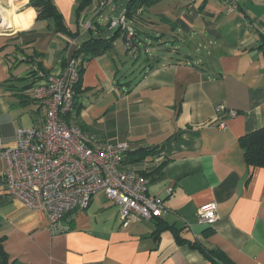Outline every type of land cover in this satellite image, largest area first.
<instances>
[{
	"label": "crops",
	"instance_id": "obj_1",
	"mask_svg": "<svg viewBox=\"0 0 264 264\" xmlns=\"http://www.w3.org/2000/svg\"><path fill=\"white\" fill-rule=\"evenodd\" d=\"M30 1L0 0L16 8L18 20L12 33L0 32L3 147L16 146L18 128L44 119L33 89L60 74L83 43L108 41L109 50L84 57L67 122L94 135L98 147L126 143L129 154L150 152L125 167L147 176L149 195L164 199L166 215L125 228L120 207L100 193L53 234L44 212L8 195L0 156V242L8 263L264 264V168L249 167L240 145L264 128V0H237L234 12L225 0H146L128 20L130 49L111 22L131 0H53L76 40L39 19ZM211 203L219 221L200 225L198 212ZM198 247L215 252L214 261Z\"/></svg>",
	"mask_w": 264,
	"mask_h": 264
},
{
	"label": "built area",
	"instance_id": "obj_2",
	"mask_svg": "<svg viewBox=\"0 0 264 264\" xmlns=\"http://www.w3.org/2000/svg\"><path fill=\"white\" fill-rule=\"evenodd\" d=\"M225 2L230 12L237 10V0ZM111 27L122 29L127 48L133 47L135 31L126 13L112 20ZM86 67L85 59L73 55L60 74L46 76L33 89V99L45 111L44 119L31 128H18L14 148H4L0 140V156L7 164L8 195L31 211L44 212L53 234L61 231L66 216L87 210L100 193L120 207L125 228L166 215L164 199L149 195L147 177L125 167L128 144L98 147L94 135L67 122ZM217 112L224 113L226 108L219 106ZM229 116L234 118L237 114L230 111ZM220 127L225 128V124ZM172 190L168 188L166 194ZM218 221L217 203L199 210L200 225L213 227Z\"/></svg>",
	"mask_w": 264,
	"mask_h": 264
},
{
	"label": "trees",
	"instance_id": "obj_3",
	"mask_svg": "<svg viewBox=\"0 0 264 264\" xmlns=\"http://www.w3.org/2000/svg\"><path fill=\"white\" fill-rule=\"evenodd\" d=\"M146 3V0H131L128 4V9L126 12L127 19H133L136 16L137 11L143 8ZM30 5L36 10L39 19L53 20L57 32L68 34L73 40L78 38L79 34H71V32H69L64 23L63 16L54 5L53 0H31ZM109 49L110 44L108 41L102 39H91L83 43L76 51L74 56L76 58L85 59L84 57L89 56V54H101ZM240 145L244 151L245 161L249 167L264 168V128L247 134L241 138ZM148 155H150V152L146 150L137 151L133 154L128 153L125 163L142 162ZM143 175L147 177L145 174ZM156 220H160V218H157ZM158 224L160 230H172L173 233L177 235V240L182 242L181 238H179L178 231H176L173 227L167 226L162 221H159ZM198 249H200L208 258L212 259L213 261V256H217L215 252L207 251L201 247H198ZM0 264H9L1 242Z\"/></svg>",
	"mask_w": 264,
	"mask_h": 264
},
{
	"label": "bare ground",
	"instance_id": "obj_4",
	"mask_svg": "<svg viewBox=\"0 0 264 264\" xmlns=\"http://www.w3.org/2000/svg\"><path fill=\"white\" fill-rule=\"evenodd\" d=\"M16 8L13 6L12 10H6L0 5V30H7V25L10 20L14 19ZM8 17H6V16Z\"/></svg>",
	"mask_w": 264,
	"mask_h": 264
},
{
	"label": "rangeland",
	"instance_id": "obj_5",
	"mask_svg": "<svg viewBox=\"0 0 264 264\" xmlns=\"http://www.w3.org/2000/svg\"><path fill=\"white\" fill-rule=\"evenodd\" d=\"M6 5H8V7L10 6L7 1H6ZM6 17H8V16H6ZM17 23H18V20H16V21L10 20L9 24L7 25V31L3 30V31H0V32L3 33L5 31V33H8V34L9 33H12V31L10 29H13L14 30V26H16ZM144 62H145V59L136 67V70L137 71L140 69V67H142V65L144 64Z\"/></svg>",
	"mask_w": 264,
	"mask_h": 264
},
{
	"label": "water",
	"instance_id": "obj_6",
	"mask_svg": "<svg viewBox=\"0 0 264 264\" xmlns=\"http://www.w3.org/2000/svg\"><path fill=\"white\" fill-rule=\"evenodd\" d=\"M1 31V30H0Z\"/></svg>",
	"mask_w": 264,
	"mask_h": 264
}]
</instances>
